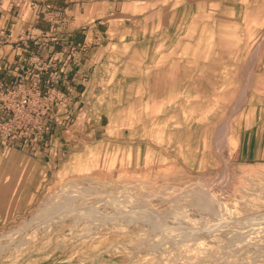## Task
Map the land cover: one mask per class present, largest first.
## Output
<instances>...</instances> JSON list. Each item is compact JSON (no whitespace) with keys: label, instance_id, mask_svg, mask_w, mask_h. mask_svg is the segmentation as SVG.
Returning <instances> with one entry per match:
<instances>
[{"label":"rangeland","instance_id":"374dc122","mask_svg":"<svg viewBox=\"0 0 264 264\" xmlns=\"http://www.w3.org/2000/svg\"><path fill=\"white\" fill-rule=\"evenodd\" d=\"M66 1L98 2L114 26L141 30L131 71L144 89L120 104L139 120L138 148L54 180L0 228V264H264V162H236L221 146L264 43V29L234 35L254 19L248 0ZM262 1L249 0L255 15ZM214 133L218 147L203 146Z\"/></svg>","mask_w":264,"mask_h":264},{"label":"crops","instance_id":"0c3cea01","mask_svg":"<svg viewBox=\"0 0 264 264\" xmlns=\"http://www.w3.org/2000/svg\"><path fill=\"white\" fill-rule=\"evenodd\" d=\"M23 2L26 7L22 14L5 9L4 4L0 9V28L3 36L15 39L28 34L36 36L37 41L16 45L0 38V89L28 86L30 60L35 59L52 64L59 72L56 87L60 96L43 122L41 137L34 143L26 139L0 141V228L17 218L18 213L28 211L54 180L99 164L114 149L138 148L131 138L140 131L139 120L132 117L135 114L131 107L120 104L123 99L137 98L146 80L131 71L135 68L131 66L136 61L134 55L140 52L134 46L135 36L140 37L141 30L109 22L116 19L109 20L106 7L101 13V5L93 1ZM246 4L249 6L244 11H249L254 19L244 26V21L237 24L240 30L234 35L239 37L238 42H243V35L260 36L264 29V0L257 15L249 0ZM236 5L231 11L238 9ZM141 60L138 64L142 66L145 60ZM249 68L246 88H236L233 104L238 106L223 129L221 146L224 145L226 156L236 162L263 163L264 43ZM48 81L46 72L42 75L41 91L46 90ZM126 135L128 139H124ZM203 142L205 147L209 142L213 148L218 147L215 133L212 140L206 134ZM188 153L179 151L187 163ZM202 162L206 164V158Z\"/></svg>","mask_w":264,"mask_h":264},{"label":"built area","instance_id":"2783aa9c","mask_svg":"<svg viewBox=\"0 0 264 264\" xmlns=\"http://www.w3.org/2000/svg\"><path fill=\"white\" fill-rule=\"evenodd\" d=\"M3 6L5 9L14 10L16 14H22L26 7L23 0H0V9H3ZM1 37L16 45H26L29 41H37L36 36L28 34H21L15 39L9 35L3 36L0 28ZM29 67L33 69L28 70L30 79L28 86L18 84L7 91L0 89V112L3 114L0 120L1 142L13 143L16 140L26 139L34 143L41 137L43 122L59 99L60 94L56 85L60 74L53 68V65L31 59ZM46 72L49 77L48 87L45 91H41L42 75Z\"/></svg>","mask_w":264,"mask_h":264}]
</instances>
